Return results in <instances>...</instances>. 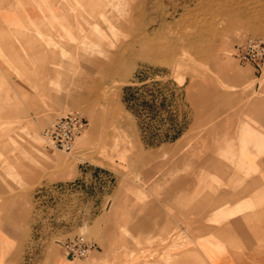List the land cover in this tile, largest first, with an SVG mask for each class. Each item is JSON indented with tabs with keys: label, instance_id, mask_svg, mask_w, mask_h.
<instances>
[{
	"label": "rangeland",
	"instance_id": "obj_1",
	"mask_svg": "<svg viewBox=\"0 0 264 264\" xmlns=\"http://www.w3.org/2000/svg\"><path fill=\"white\" fill-rule=\"evenodd\" d=\"M71 1L75 29L67 35L82 40L72 51L65 52L68 43L48 42L52 39L45 34L60 35L61 29L47 20L14 34L39 37L40 42L31 44L35 50L59 48L64 52L60 60L28 59L35 68L25 75L21 59L15 64L1 55L3 65L34 90L28 106L17 99V105L0 107V149L6 152L0 154V164L23 189V210H29L31 202L10 165L13 159L30 158L35 167L48 163L51 182L72 179L84 166L107 167L112 177L104 174L92 196L100 201L105 191L114 189L126 200L141 196L150 208L151 234L141 243L140 255H133L134 261L205 264L198 249L203 190L208 195L219 183L218 163L233 162V136L221 138L220 120L241 98V84L249 77L243 67L250 64L236 54L249 41L264 40V0H92L96 5L91 12L85 8L89 0ZM55 62L56 75L38 74L36 66ZM9 81L0 67V84ZM70 112L88 118L87 130L72 152L48 148L43 129ZM179 135L183 137L175 139ZM39 146L52 154L48 160L37 155ZM221 146L230 153L219 151ZM202 166L209 168L205 175L209 187H202ZM169 194L174 195L172 201ZM186 195L188 203L177 201ZM137 219L136 212L115 214L109 225L114 230H138ZM67 224L63 220L48 230L51 225L35 219V230H15L14 257L24 258L29 242L61 247L74 234L98 237L107 230L105 208L91 226L63 228ZM4 231L8 232L0 230ZM213 232L210 240L216 239Z\"/></svg>",
	"mask_w": 264,
	"mask_h": 264
},
{
	"label": "crops",
	"instance_id": "obj_2",
	"mask_svg": "<svg viewBox=\"0 0 264 264\" xmlns=\"http://www.w3.org/2000/svg\"><path fill=\"white\" fill-rule=\"evenodd\" d=\"M71 2L0 0V67H4L10 80L8 84H0V107L17 105V99L28 106L27 99L34 97L33 88L26 81H19L17 74L3 65L2 54L15 64L21 59V70L25 75H30L35 67L28 59L60 60L64 53L54 46L43 51L35 50L31 44L40 42L39 37L28 34L18 36L15 32H23L34 24L48 20L61 29L60 35L45 34L52 39L48 42L68 43V50L65 52H69L70 49L73 50L74 44L82 41L76 34L67 35V32L72 33L75 29L73 24L76 14ZM95 5V2L89 0L85 4L86 11L91 12ZM72 38L75 40H71ZM58 65L59 62H55L36 67L39 69L38 74L53 76L58 73ZM243 68L249 73V77L241 84L240 91L244 93L241 98L235 99L232 111L224 113L220 120L224 123L223 131L220 132L221 138L233 136V162L218 163L215 179L219 183L213 187L212 193L209 191V196L203 190L201 200L202 247L198 249L205 264H264V67L261 71L252 64ZM244 86L249 88L245 90ZM59 105L73 103L61 102ZM228 122L229 132H226ZM182 137L183 135H179L175 139ZM218 149L225 154L230 153L227 147L221 146ZM37 150V155L42 160H48L52 155L44 147L39 146ZM3 153L6 154L0 149V154ZM28 153L25 155H30ZM13 160L10 165L27 190L25 199L30 200L31 208L23 210V189H19L18 183L7 176L8 167L0 164V208H4L0 217V230L9 232H0V264H141L142 260L134 261L133 255H140L141 243L147 234H151V230L147 228L151 227L152 218L147 217L150 208L146 202L141 200V196L137 200L134 197H127L126 200L124 196L115 193L114 189L111 192L105 191L100 201L98 196L91 195L92 189L97 190L104 174L105 177H112L110 168L84 166L72 179L51 182L48 177V163L35 167L30 158ZM202 167V187H209L205 176L209 168ZM35 184L37 189L34 192ZM169 199L172 201L174 195L169 194ZM177 201L188 203V195ZM135 202L137 205H134ZM104 208L108 221L107 230L92 239L96 243V249L88 258L70 257L62 246L51 247L45 243L33 242L26 245L24 258L14 257L17 240L12 237L16 236L14 231L35 230V219L37 223L42 220L43 223L51 225L48 230L54 228L53 224L59 226V222L63 223V220L68 222L63 228L70 226L69 228L76 230L86 224L91 226ZM135 212L138 214V230H114L112 226L110 228V216L113 218L115 214ZM210 218L217 219V223L210 224ZM156 221L155 218L154 227ZM161 225L159 230H162ZM206 230H209L207 238ZM210 230L214 231L216 239L210 240ZM156 232L155 229L154 235Z\"/></svg>",
	"mask_w": 264,
	"mask_h": 264
},
{
	"label": "built area",
	"instance_id": "obj_3",
	"mask_svg": "<svg viewBox=\"0 0 264 264\" xmlns=\"http://www.w3.org/2000/svg\"><path fill=\"white\" fill-rule=\"evenodd\" d=\"M236 56L261 71L264 67V40L249 41ZM88 125V120L82 114L70 112L46 126L42 136L48 148L72 152L78 138L87 130ZM61 246L73 258H88L96 249V243L84 235L69 238L61 242Z\"/></svg>",
	"mask_w": 264,
	"mask_h": 264
},
{
	"label": "bare ground",
	"instance_id": "obj_4",
	"mask_svg": "<svg viewBox=\"0 0 264 264\" xmlns=\"http://www.w3.org/2000/svg\"><path fill=\"white\" fill-rule=\"evenodd\" d=\"M2 81V80H1Z\"/></svg>",
	"mask_w": 264,
	"mask_h": 264
}]
</instances>
